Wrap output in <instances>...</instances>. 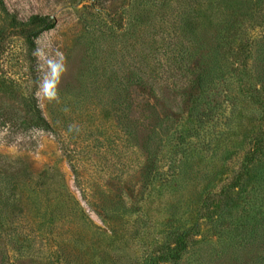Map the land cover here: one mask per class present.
Here are the masks:
<instances>
[{"label":"rangeland","instance_id":"rangeland-1","mask_svg":"<svg viewBox=\"0 0 264 264\" xmlns=\"http://www.w3.org/2000/svg\"><path fill=\"white\" fill-rule=\"evenodd\" d=\"M174 234L165 264H264V0H0V264Z\"/></svg>","mask_w":264,"mask_h":264},{"label":"trees","instance_id":"trees-1","mask_svg":"<svg viewBox=\"0 0 264 264\" xmlns=\"http://www.w3.org/2000/svg\"><path fill=\"white\" fill-rule=\"evenodd\" d=\"M95 7V5H93ZM26 30L30 32L32 27H41L51 29L53 27V23L49 21V19L45 17L35 16L29 23L23 24ZM30 35V33H29ZM31 45H34L32 41H30ZM41 120L45 122L44 124L48 126L47 122L45 121L44 117L41 114ZM247 162L251 163L254 159H246ZM252 164V163H251ZM11 178V176H8ZM36 197V196H35ZM37 198V197H36ZM173 239L168 243L165 247V251L163 253H158L154 255V257L144 258L146 264H165V263H177L182 261L184 255L187 253L189 249L188 237L183 234H174L172 235ZM142 262V261H141ZM141 263V264H145Z\"/></svg>","mask_w":264,"mask_h":264}]
</instances>
